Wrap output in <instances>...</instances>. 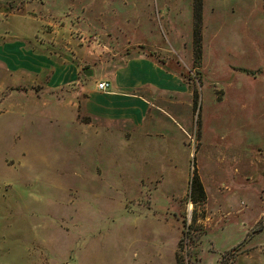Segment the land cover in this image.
Masks as SVG:
<instances>
[{"label":"rangeland","instance_id":"obj_1","mask_svg":"<svg viewBox=\"0 0 264 264\" xmlns=\"http://www.w3.org/2000/svg\"><path fill=\"white\" fill-rule=\"evenodd\" d=\"M131 59L139 128L77 126ZM0 264H264V0H0Z\"/></svg>","mask_w":264,"mask_h":264},{"label":"crops","instance_id":"obj_2","mask_svg":"<svg viewBox=\"0 0 264 264\" xmlns=\"http://www.w3.org/2000/svg\"><path fill=\"white\" fill-rule=\"evenodd\" d=\"M154 72L156 76L153 75ZM169 73L149 59L128 60L122 68L115 70L106 93L98 91L97 84L86 88L87 95L82 101L83 111L73 112L80 113L81 118L86 120L80 124L76 123L77 126L93 129L94 133L99 129L109 132L111 128L123 133L122 129L126 124H132L138 129L142 115L146 114L149 108V102L137 94V91L149 86H164L163 80Z\"/></svg>","mask_w":264,"mask_h":264},{"label":"trees","instance_id":"obj_3","mask_svg":"<svg viewBox=\"0 0 264 264\" xmlns=\"http://www.w3.org/2000/svg\"><path fill=\"white\" fill-rule=\"evenodd\" d=\"M202 6H203V0H193L194 17H195V21H196V27H198V28H199V25L201 22V17H202ZM198 34H199V31H196L195 36L197 37ZM154 64L163 68L162 66H160L159 64H157L155 62H154ZM193 94H194L193 105H194V107H196L197 99H198L197 98V91L194 90ZM189 199L194 204L203 202L205 200V193H204L202 184L199 181L196 173H193V176L190 180ZM180 244H181V242H180Z\"/></svg>","mask_w":264,"mask_h":264},{"label":"built area","instance_id":"obj_4","mask_svg":"<svg viewBox=\"0 0 264 264\" xmlns=\"http://www.w3.org/2000/svg\"><path fill=\"white\" fill-rule=\"evenodd\" d=\"M109 84L106 82H100L97 84V90L103 93H106L109 89Z\"/></svg>","mask_w":264,"mask_h":264},{"label":"water","instance_id":"obj_5","mask_svg":"<svg viewBox=\"0 0 264 264\" xmlns=\"http://www.w3.org/2000/svg\"><path fill=\"white\" fill-rule=\"evenodd\" d=\"M84 75L87 76V77H91L92 76V71L86 70V71H84Z\"/></svg>","mask_w":264,"mask_h":264}]
</instances>
